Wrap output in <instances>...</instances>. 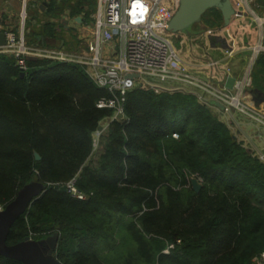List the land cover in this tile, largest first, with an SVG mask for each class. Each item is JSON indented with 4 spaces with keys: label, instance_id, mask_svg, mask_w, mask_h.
Returning <instances> with one entry per match:
<instances>
[{
    "label": "trees",
    "instance_id": "trees-1",
    "mask_svg": "<svg viewBox=\"0 0 264 264\" xmlns=\"http://www.w3.org/2000/svg\"><path fill=\"white\" fill-rule=\"evenodd\" d=\"M83 1L67 4L69 14L93 11V1ZM44 2L52 17L65 7ZM33 20L28 42L42 37L56 47L48 43L57 41L54 24L35 28ZM221 20L211 9L201 23ZM26 64L21 76L0 54V206L30 181L46 191L15 221L8 245L57 233L61 264H253L264 253V162L207 104L189 93L135 88L126 119L111 122L94 148L99 122L111 114L95 107L106 91L77 65ZM255 65L253 80L264 87L263 53ZM72 179L85 199L54 188Z\"/></svg>",
    "mask_w": 264,
    "mask_h": 264
},
{
    "label": "built area",
    "instance_id": "built-area-1",
    "mask_svg": "<svg viewBox=\"0 0 264 264\" xmlns=\"http://www.w3.org/2000/svg\"><path fill=\"white\" fill-rule=\"evenodd\" d=\"M94 1L95 8L92 12L81 13L76 17L80 20L79 23L76 18L65 19L66 26L77 42V48L74 50L28 42L24 27L28 19L26 11L37 9L40 6L38 0H21L20 24L17 31L0 27L5 36V44L0 47V54L12 57L20 72L27 70L28 59L73 64L81 67L97 88L106 91V96L96 100L95 107L110 110L111 114L99 123L94 132V148L101 133L111 122L126 119V98L135 88L152 90L158 94L187 93L183 89L197 87L198 90L210 94L214 102L221 104L226 111L239 112L246 119L264 128V111L248 105L242 96L243 87L251 86L249 71L244 82L235 85L236 93L233 95L186 72L171 43V34L167 32V23L177 8L178 0ZM232 5L238 11L240 2H232ZM255 18L262 27L264 18ZM263 42L264 34L261 32L259 41L253 48L252 61L260 53H264ZM225 54L230 56L231 52L226 50ZM171 136L177 138L175 133ZM257 158L264 161V154H257ZM64 187L72 198H86L75 188L74 179ZM256 263L264 264V253L254 259L253 264Z\"/></svg>",
    "mask_w": 264,
    "mask_h": 264
},
{
    "label": "crops",
    "instance_id": "crops-1",
    "mask_svg": "<svg viewBox=\"0 0 264 264\" xmlns=\"http://www.w3.org/2000/svg\"><path fill=\"white\" fill-rule=\"evenodd\" d=\"M38 1L40 3V6L37 9H32L36 19L41 18L46 22L54 24V30L56 32L57 38L56 42L58 43L57 46H63L65 48H69V46H72L73 44L68 41V38H71V40H75V38L73 37V35H71L69 27L66 26L67 22L65 19H75L81 13L86 12H80L70 15L67 4H73V0H69L68 3L66 1V5L63 0H56L58 5H61L62 8L65 6L66 8L64 7V11L62 10V13L60 15H56L57 17H52V15H48V11L46 10V2H44V0ZM76 1L85 2L83 0ZM91 1H93V6L95 8V1ZM236 1L240 2V6L238 9L240 15L232 17L228 27L222 28V23L220 25V32H224L226 35L225 37L229 40V43L225 47L218 46L217 44H210L209 42H202L201 47L198 48V53L193 50V54L191 53V56L189 58L179 56L182 66L185 68L186 72L195 76L202 82L210 83L211 85H213V87L226 91L230 95L236 93L235 85L239 82H244L248 71L250 72L251 70L249 65H252L255 62L254 61L249 63V65L246 66V68L243 70V63L245 62V60L242 56H244L243 54L245 50H247L249 47L243 48L235 43L233 39V30L236 31L235 29H237V26L239 25L240 28L243 29L241 23L246 20L248 26L250 27L248 30H244L246 34H253L254 31H256L258 39L257 42L259 41L261 32H263L264 34V25L260 27L255 18L256 16L264 18V0H232V2ZM255 6H257L258 8L253 9V7ZM20 8L21 0H0V27L7 28L8 30L14 32L17 31L19 27L18 25ZM45 21L43 23H40L39 21L36 25H34V27L42 26L44 23H46ZM205 26H203L202 29ZM27 31H29L28 28L26 29V32ZM26 34H28V32ZM214 34L218 35L216 33ZM67 36L69 37L67 38ZM39 39L41 44H43L44 41L42 40V37H40ZM189 41H192V39H189ZM48 42L53 41L49 40ZM226 50L231 52L230 56L225 54ZM239 54L241 55L239 56ZM250 60L252 61V57L250 58ZM228 81H232L231 89H228L226 86ZM256 81L257 83L253 80L252 76L251 86L243 87L242 96L244 98V101L248 105L254 106L260 111H264V87L261 83H259L258 80ZM213 102L214 101H211L209 103V109L220 121L228 126L234 137L238 141H242L244 145H247V148H249L250 151H255L257 154H264V128L259 127L245 117V120L242 121H239L240 118H236L235 116L233 118H230L228 113H234L233 110L226 111L221 104V106H219L215 105ZM224 112H226L227 115H224Z\"/></svg>",
    "mask_w": 264,
    "mask_h": 264
},
{
    "label": "water",
    "instance_id": "water-1",
    "mask_svg": "<svg viewBox=\"0 0 264 264\" xmlns=\"http://www.w3.org/2000/svg\"><path fill=\"white\" fill-rule=\"evenodd\" d=\"M211 9L219 11L222 28L229 26L232 17L240 15V12L234 9L231 0H178L177 8L167 23V32L170 34L190 32V34H196L194 28L201 25L203 15ZM76 21L79 22V19L77 18ZM199 33L201 32L198 31ZM4 44L5 36L0 31V47ZM213 103L221 106L217 102ZM34 157L36 160L40 158L37 153H34ZM190 184L195 192L201 188L196 178H191ZM54 188L66 191L64 186H54ZM45 191L46 188L42 183L30 181L21 187L15 197L0 209V259L13 260L21 264H61L53 254L57 244V233L40 240L25 238L16 244L8 245L6 243V238L15 221Z\"/></svg>",
    "mask_w": 264,
    "mask_h": 264
},
{
    "label": "rangeland",
    "instance_id": "rangeland-1",
    "mask_svg": "<svg viewBox=\"0 0 264 264\" xmlns=\"http://www.w3.org/2000/svg\"><path fill=\"white\" fill-rule=\"evenodd\" d=\"M257 8H258L257 6L253 7V9H257ZM29 16H32V17L34 16V12L32 11V9H28V11H26V19ZM39 21H40V23H43L45 20H42L41 18L33 20L32 25H36ZM19 24H20V9H19ZM241 24H242L241 26H243V29L240 28V25H239V26H237L238 28L235 29L236 31L233 30V35H234L233 39H234L235 43L237 45H239L240 47H243V48L249 47L247 50H245V52L243 54L244 56H242L244 58V60H245V62L243 63V67H244L243 70H244L246 68V66L249 65V63L255 61V60L251 61L250 58L253 57V48L258 43L257 42L258 39H257L256 31H254L253 34L249 33L250 35L246 34L244 32V30H246V29L248 30L250 28L248 26L246 20H244V22H242ZM203 26H205V24L201 23V25H199L196 28H194V31L196 32V34H194V35L190 34L191 32L187 33V34L177 33V34H171L170 35L171 43H172L176 53L178 54V56H181V57L183 56L184 58H189L191 56V53L193 52V50H195L198 53V48L201 47V45H202L201 43L202 42L203 43L209 42L210 44H217L218 46H221V47H223V46L225 47L229 43V40L225 37L226 36L225 33L224 32H220L221 31L220 26H211V27L210 26H205L204 27L205 29L204 28L202 29ZM24 27H25V30H26L27 29L26 21L24 23ZM28 29L30 30L31 28L28 27ZM198 31L201 32V33L198 34ZM27 32L29 34L31 32V30L27 31ZM249 32H250V30H249ZM214 33H216L218 35H215ZM28 34H26V37L28 36ZM213 34H214V37H213ZM251 36H252V38H251ZM68 37L69 36H67V38ZM189 39H192V41H189ZM68 41L71 42V44H73L72 46H69V48L67 47L68 50H74V49L77 48V46H76L77 42L75 40H73V39L71 40V38L70 39L68 38ZM48 43H49V45H56V46L58 45L57 42H55V43L54 42H48ZM48 47H54V46H48ZM240 55L241 54H239V56ZM196 59H198V58H196ZM249 66H250V69H251L249 74L252 77V76L256 75L257 67L255 65V62H254V64L249 65ZM226 86H227L228 89H231L232 81H228ZM183 90H185V92H187L189 94H192V95L196 96L197 100L200 103H202V104H207L209 106V103L211 101H214L213 97L210 94H206V93L202 92L201 90H198L197 87H191V88H187V89L185 88ZM224 115H227V113L224 112ZM228 115L230 116V118H233L234 116L236 118H240V120L238 119L239 121L245 120L243 115H241L239 112H235L234 111V113H230V114L228 113ZM240 142L243 144L242 141H240ZM243 146L245 148H247V145L243 144ZM247 150L250 151L249 148H247ZM251 152L255 156H257V153L255 151L254 152L251 151ZM262 162H264V161H262ZM256 264H260V263H256Z\"/></svg>",
    "mask_w": 264,
    "mask_h": 264
}]
</instances>
